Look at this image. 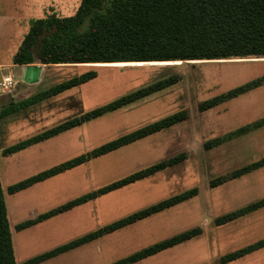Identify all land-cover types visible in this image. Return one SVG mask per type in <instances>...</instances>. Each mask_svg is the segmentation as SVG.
<instances>
[{"label":"rangeland","instance_id":"374dc122","mask_svg":"<svg viewBox=\"0 0 264 264\" xmlns=\"http://www.w3.org/2000/svg\"><path fill=\"white\" fill-rule=\"evenodd\" d=\"M80 3L81 0H67L59 14L73 15ZM40 14L34 13L30 17L29 27L34 19L45 16ZM25 24V20L20 21L21 29L12 37L14 42H20L22 36L28 32ZM12 48L0 52V61L11 62L15 54ZM44 67L37 84L24 82L23 70L9 65L0 68V79L5 73H14L16 85L23 95L18 96L21 99L91 69L96 70L97 77L73 87L74 89L71 88L72 90L68 89L41 100L39 104L24 107V110L17 114L18 118L28 119L30 122L18 120L16 123L24 124L29 132L16 138H25L28 134H35L39 130H45L71 117L84 114L157 78L177 72L180 74V80L122 108L85 121L75 126L70 134L49 140L44 145L43 154L58 150L62 143L68 144L70 138L74 140L69 144L71 149L62 148L60 154L57 153L51 160L44 156L39 161L30 162L34 155L30 156L29 152L24 151L5 155L3 150L13 144L11 140L15 134L10 136L12 139L0 140V177L17 264L56 247L68 237H73L69 231L68 235L62 233L60 238L54 234L49 236L56 228L62 229L66 225L65 222L68 224L73 214H67L49 224L42 223L24 229L27 231L17 230L18 223L49 209V206H45L49 201L44 200L39 193L50 186L48 183L39 184L9 194L7 191L9 185L66 160L62 158L83 154L104 142L182 109L188 112L185 120L115 151L92 158L77 168L74 174L78 179V184L74 187L76 191L64 193V189L70 185L63 188L61 177H55V187L52 185V188L58 192L57 196H60L57 204H63L66 200L79 196L76 194L64 197L67 194L70 196L75 192L96 190L135 170L181 152L187 153L185 160L141 182L93 199L92 209L97 216L99 213V220L95 223L99 224L91 229H96L171 195L193 187L198 188V194L194 197L158 212L145 222L109 234L91 244L92 250L90 247L86 249L87 253L89 251L94 253L91 264L114 261L144 245L195 226H201L203 229L199 236L137 264H222L219 262L221 255L264 238V207L231 222L215 224L216 217L264 197V166L220 185L214 187L210 185L212 178L227 174L264 156V126L238 135L218 146L212 148L204 146L209 139L264 117V85L208 110L200 111L198 108L199 102L264 75V57L63 63L46 64ZM8 98L0 102V109L10 102ZM3 119L0 118V124ZM58 144L60 146L53 149V146ZM53 159L58 161L50 165ZM65 179L62 180L67 182L68 178ZM81 233L78 232L76 235ZM30 240L33 241L32 248L23 251L22 246L24 244L28 246ZM96 252H99L97 256ZM68 255L69 260L63 257L45 264H76L73 253ZM225 264H264V247Z\"/></svg>","mask_w":264,"mask_h":264},{"label":"trees","instance_id":"16d2710c","mask_svg":"<svg viewBox=\"0 0 264 264\" xmlns=\"http://www.w3.org/2000/svg\"><path fill=\"white\" fill-rule=\"evenodd\" d=\"M264 57V0H81L73 15L51 14L34 19L21 45L13 56L15 64L117 63L177 60H220ZM97 77L96 70L58 82L20 101L2 107L0 117L21 108L56 96ZM180 80L175 72L157 78L116 99L71 117L44 131L3 150L5 155L35 142L52 137L85 121L97 118L169 87ZM264 85V75L253 78L212 98L199 102L200 111ZM185 109L150 122L131 132L8 186L10 194L36 182L76 167L123 146L166 129L185 120ZM264 126V117L205 142V148L218 146L238 135ZM187 158L181 152L167 159L131 172L96 190L87 192L46 212L20 222L17 230L30 227L99 196L135 183ZM264 166V156L210 180L212 187ZM198 194L193 187L136 210L97 229L71 239L48 251L37 254L22 264H38L51 257L113 233L153 214L171 208ZM264 207V197L215 218L216 225L231 222ZM201 226H195L144 246L108 264H134L163 250L199 236ZM264 247V238L227 252L219 257L222 264L236 260ZM0 264H17L12 232L8 219L4 188L0 177ZM206 264V263H203Z\"/></svg>","mask_w":264,"mask_h":264},{"label":"crops","instance_id":"0c3cea01","mask_svg":"<svg viewBox=\"0 0 264 264\" xmlns=\"http://www.w3.org/2000/svg\"><path fill=\"white\" fill-rule=\"evenodd\" d=\"M66 2H67V0H0V52L8 50L10 47H13L12 51L16 52L18 50V48L21 45V43H22V41H23L25 36H22L20 42H14L12 37L14 36L15 32H18L19 29H21L20 26H19L21 20L22 21L23 20L26 21L25 27L26 28L28 27V30H29L28 21H29L30 17L33 16L34 13H41L40 15H42V14L45 15V16H40L39 18H44V17H47V16H49L51 14H55L57 16H62V15L59 14V12L61 11L62 5L65 4ZM24 35H26V34H24ZM13 56H14V54H13ZM13 56H12L11 62L6 63V62H3V61H0V68H4L6 65H9V66L16 67V68H18L20 70L22 69L23 70L22 75H23V81H24V73H25L26 65H30V64H25V65L24 64H15V63H13ZM35 64L41 65L42 66V71H43V67L46 66V64H43V63H35ZM42 71H41V74H42ZM6 75H11V76H13V79H14V73H11V72L10 73H5L3 75V77L0 79V102L2 100H6V98H8V97H10V98H8L10 100L9 103L20 101V100L24 99V97H22L21 99L18 98V96H20V95L23 96V95L20 94V90H19V87L16 85L17 81L15 79H14L15 85L13 86L11 91H4L3 86H2V81H3L4 76H6ZM40 79H41V76H40L39 80L37 82L33 83V84L39 83ZM72 89H74V88H72ZM72 89H69V90H72ZM6 94H8V95H6ZM25 98H27V97H25ZM9 103L4 104L2 107L7 106ZM36 104H39V102H37L35 104H32L31 106L36 105ZM31 106H29V107H31ZM1 109H0V111H1ZM23 110L24 109L21 108L18 111H16L15 113H12V114L7 115V116L0 117V118H4L2 123L0 124V140L1 139H12V138H10V136L15 134V137L11 140V143L15 144V143H17L19 141H22L24 139H28V138H30V137H32V136L44 131V130H41V131L39 130V132H37L35 134H32V135L28 134V136H26L25 138H16V137H20L22 135H26L25 133L29 132V130L25 129V125L24 124L18 125L16 123V121H18V120H22L24 122H27V121L30 122L28 119L18 118L17 114L20 111H23ZM74 128L75 127L71 128V129H68V130H65L63 132H60V133H58V134H56V135H54L52 137H49L47 139L41 140L39 142H35V143H33V144H31V145H29V146H27V147H25V148H23L21 150H18L16 152L24 151V152H29L30 156H31V154L34 155L33 156L34 158L31 157L30 162H33L34 160L39 161V160L43 159L44 156H48L49 157L48 159L51 160L52 158H54V156L57 153L60 154V151H61L62 148L71 149V147H69V144L73 143L74 140H71V138L69 137L70 139H69L68 144H66V143L63 144L62 143L61 147L58 150H56V151H55L54 147L55 146L59 147L60 145L59 144L58 145H54L53 146L54 151L51 150V151L45 152L43 154L44 145L46 143H48L49 140H53L54 138H59L61 136H64L65 134H70ZM18 139H20V140H18ZM63 139H65V138H63ZM13 144H10L9 146H11ZM9 146H6V147H9ZM16 152H13V153H16ZM13 153H10V154H13ZM10 154H7V155H10ZM62 159L68 160L70 158L69 157H65V158H62ZM52 161H54V162H52ZM52 161L50 162V165L52 163H55V161H58V160L53 159ZM85 163H87V162H85ZM85 163L80 164V165H78L76 167L70 168V169H68V170H66L64 172L58 173V174H56V175H54V176H52L50 178H47V179H45L43 181L36 182L33 185H31V186H29V187H27V188H25L23 190H27V189L32 188V187H34L36 185H39V184H45V183L47 184L48 183V186H50V188L44 190L43 192L40 191V193H39L44 198V200H48L49 201L47 204H45V206H47V207L49 206V209L43 211V212H46V211H48V210L60 205V204H57L58 201H59L58 198L60 196L59 195L57 196L58 192L55 191L54 188H52V185H53V187H55V185H54L55 184V180H56L55 177L56 176L57 177H61V182L63 184L62 185L63 188H65V187L70 185L68 188L64 189V193L73 191V190H75L74 187H76V185L78 184V179L75 178V176H74L75 171H76L77 168H79L80 166L84 165ZM54 165H57V163L49 166L48 168H50V167H52ZM42 170H45V169L43 168ZM38 172H40V170ZM38 172H36V173H38ZM65 178H68L67 182L62 180V179H65ZM142 180H139V181H137L135 183L141 182ZM53 181H54V183H52ZM135 183H132V184H135ZM124 187H122V188H124ZM119 189H121V188H119ZM23 190H20V191H23ZM20 191H18V192H20ZM90 191L91 190H88L85 193L90 192ZM114 191H116V190H114ZM114 191H112V192H114ZM82 193H83V191H80L78 193L75 192L74 194H72L70 196L67 194L64 197H72L73 195H76V194L81 196V195L85 194V193H83V194ZM71 199H73V198H70V199L66 200L65 202H67V201H69ZM92 201L93 200L85 202V203L80 204L78 206H75V207L71 208L70 210H67L65 212L59 213L57 215H54V216H52L50 218H47V219H45L43 221H40V222L34 224L32 226L35 227L36 225L42 224V223L49 224V222L56 221V220L60 219L61 217L66 216L67 214H69V215L73 214L72 219L69 220V221L67 220L69 222L68 224H67V222H65L66 225H64V227L62 229L61 228H56L49 235V236H52V234H54L55 236H57V238H60V236H62V233H64L65 235H68L67 231H69V233L71 235H74L73 237H68L67 236L68 237L67 240H65L64 242L58 243L56 246H58L60 244H63V243H65V242H67V241H69L71 239H74L76 237H79V236L87 233V232H90V231L94 230V229H91V228H93L95 225L99 224V223H95V222H98V220H99V213H98V216H97L96 212L94 213V211L92 209V205H91ZM65 202H63V203H65ZM54 203H56V205ZM19 204H20V202H19ZM22 204H23V201H21V205ZM51 205H53V206H51ZM140 206H142V205H140ZM144 206H145V204H144ZM137 207H139V206H137ZM137 210H139V209H137ZM128 211H130V210H128ZM134 211H136V210H134ZM43 212H41V213H43ZM39 214H37V215H39ZM157 214L158 213H156V215ZM37 215H35L33 218H35ZM117 216H119V215H117ZM152 216H155V214H153V215H151V216H149V217H147V218H145L143 220H140V221H138V222H136L134 224H139V223L145 222L146 220H148ZM104 221H108V220H104ZM134 224L128 225V226H126V227H124L122 229L128 228V227H130V226H132ZM32 226H30V227H32ZM30 227H27V228H30ZM27 228H25V229H27ZM122 229H120V230H122ZM22 230H24V229H22ZM120 230H117L115 232H118ZM24 231H27V230H24ZM78 232H82V233L76 235V233H78ZM115 232H113V233H115ZM110 234H112V233H110ZM107 235H109V234H107ZM107 235H104V236H102V237H100V238H98L96 240H93L91 242L85 243V244H83L81 246H78L76 248H73L71 250L63 252V253H61L59 255H56L54 257H51V258H49L47 260H44V261H42V262H40L38 264H45V263L51 262V261H53V260H55L57 258H63V257L67 258V256H69L68 254H71V253H73V255H74L73 260H75L76 264H91L92 261H93L94 253L92 251H89L87 253L86 249L90 247L91 250H92L91 244H93L94 242H97L98 240H100L101 238H104ZM162 239H164V238H162ZM155 242H157V241H155ZM28 243H29L28 246H25L26 244H24L22 246L23 251H28V250H30V248H32L31 244H33V241L30 240ZM150 244H152V243H150ZM144 246H147V245H144ZM144 246H142V247H144ZM142 247H140V248H142ZM140 248H138V249H140ZM138 249H136V250H138ZM136 250H134V251H136ZM166 250H168V249H166ZM166 250H163V251H161V252H159V253H157V254H155L153 256H150L148 258L140 260V261H138V262H136L134 264H137V263H139L141 261H144V260H148V259H150V258H152V257H154V256L166 251ZM134 251H132V252H134ZM98 254H99V252H96L95 256H97ZM126 255H124V256H126ZM119 258H121V257H119ZM119 258H117V259H119ZM111 262H113V261H111ZM108 263H110V262H108ZM108 263H102V264H108Z\"/></svg>","mask_w":264,"mask_h":264},{"label":"bare ground","instance_id":"6f19581e","mask_svg":"<svg viewBox=\"0 0 264 264\" xmlns=\"http://www.w3.org/2000/svg\"><path fill=\"white\" fill-rule=\"evenodd\" d=\"M40 74H41V66L40 65H38V64L30 65L27 72H26V78L29 79V81L34 82L38 79Z\"/></svg>","mask_w":264,"mask_h":264},{"label":"built area","instance_id":"2783aa9c","mask_svg":"<svg viewBox=\"0 0 264 264\" xmlns=\"http://www.w3.org/2000/svg\"><path fill=\"white\" fill-rule=\"evenodd\" d=\"M14 85H15V81L13 79V76L11 75L4 76L2 81V86L4 91H11Z\"/></svg>","mask_w":264,"mask_h":264},{"label":"water","instance_id":"95a60500","mask_svg":"<svg viewBox=\"0 0 264 264\" xmlns=\"http://www.w3.org/2000/svg\"><path fill=\"white\" fill-rule=\"evenodd\" d=\"M30 65H36V64L34 63V64H30ZM30 65H29V66H30ZM29 66H28V65L26 66L25 73H24V81L27 82V83H35V82H37V81L39 80L40 75H39V77H38V79H37L36 81H34V82L29 81V79L26 78V72H27ZM40 66H41V65H40ZM41 70H42V66H41Z\"/></svg>","mask_w":264,"mask_h":264}]
</instances>
